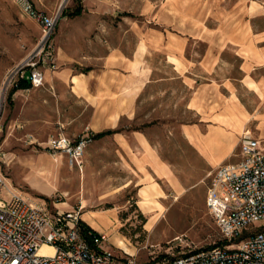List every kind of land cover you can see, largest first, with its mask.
<instances>
[{
	"label": "rangeland",
	"instance_id": "obj_1",
	"mask_svg": "<svg viewBox=\"0 0 264 264\" xmlns=\"http://www.w3.org/2000/svg\"><path fill=\"white\" fill-rule=\"evenodd\" d=\"M33 1L60 16L59 67L42 87L1 95L5 72L41 31L14 0H0V172L7 182L47 213L80 207L82 221L108 236L102 247L135 264H151L169 247L177 256L220 244L205 205L213 168L186 134L240 125L264 142V0ZM77 6L81 14L68 16ZM113 51L128 68L113 62ZM87 67L89 79L81 76ZM105 68L126 77L122 113L114 133L94 139L82 168L71 169L49 154L46 139L108 130L94 98ZM137 136L156 166L138 162Z\"/></svg>",
	"mask_w": 264,
	"mask_h": 264
},
{
	"label": "built area",
	"instance_id": "obj_2",
	"mask_svg": "<svg viewBox=\"0 0 264 264\" xmlns=\"http://www.w3.org/2000/svg\"><path fill=\"white\" fill-rule=\"evenodd\" d=\"M14 1L41 32L33 49L5 72L1 95L7 98L23 83L42 87L44 72L57 69L59 14L37 9L31 0ZM94 139L91 130L74 137L59 133L46 140L45 149L70 168L81 169ZM239 147L241 159L216 169L206 191L205 205L223 243L177 256L170 250L169 264H264V142L244 131ZM7 181L0 172V264H135L102 247L108 242L105 233L84 231L80 207L47 213ZM42 247L51 252H41Z\"/></svg>",
	"mask_w": 264,
	"mask_h": 264
},
{
	"label": "crops",
	"instance_id": "obj_3",
	"mask_svg": "<svg viewBox=\"0 0 264 264\" xmlns=\"http://www.w3.org/2000/svg\"><path fill=\"white\" fill-rule=\"evenodd\" d=\"M31 1L34 3L33 0ZM55 51H56V63L58 69L59 51L58 48H56V45H55ZM119 54H120L119 52L113 51L110 58L117 66L121 67L120 68L121 70L128 68V66L127 67L125 66L126 61H124V59H121ZM111 59H108L106 61V64H108L109 60ZM57 69L55 71L44 72L45 83L48 81L49 78H52V76L57 71ZM121 70H110L109 68L108 69L105 68L103 70V73L98 75L96 81L98 91H100L99 93H101L100 97L97 96L94 97L96 104H98L96 112H97V116H100L101 119H103V122H105L104 123L105 125H103V127L108 128V130H110V127L113 128L116 125L119 115L122 113V109H121L122 102L120 96H122L121 94L124 93V89H125L124 82H126V77H124V73H122ZM90 72L91 69L87 67L81 72V76L89 79V77L93 76V73L90 74ZM111 76L113 78H110ZM83 77H78V80L84 81ZM30 89H36V88H28V90ZM20 91H26V90L17 89L14 91L12 95H14L15 93L17 94ZM95 127L98 128L97 125ZM241 127L242 126L240 125L230 126L229 128L227 127L223 128L222 126H220L222 131L213 130L210 132L208 131L206 133L196 131L193 128V130L189 134H186L187 142L192 147H194L195 150L198 152V154L213 168V170L209 172L207 175L208 184L210 181V176L216 171V169H218L220 166L223 165L236 163L241 159L239 137L238 139L236 138V134L237 135L241 134V129H242ZM231 128L234 131H231L230 130ZM68 137H73V136H68ZM137 141H138L137 148L138 151L141 153V157L138 162H140L141 165L144 167L150 164L156 166L158 161L156 155L153 153V150L149 147V145L145 143V140L143 138L137 136ZM233 158H235L236 160L232 161L231 159ZM159 169L161 172L164 173L162 175L164 176L169 175V171L166 168L162 167V165L159 166Z\"/></svg>",
	"mask_w": 264,
	"mask_h": 264
},
{
	"label": "trees",
	"instance_id": "obj_4",
	"mask_svg": "<svg viewBox=\"0 0 264 264\" xmlns=\"http://www.w3.org/2000/svg\"><path fill=\"white\" fill-rule=\"evenodd\" d=\"M81 12H82V7L81 6H77L74 11H72L71 13L68 14V16H70V17L79 16L81 14ZM26 88H29V85L27 83L21 84L18 88L13 89L10 92V94L8 96V99H11V96L14 93L15 90H17V89H26ZM112 133H114L113 130H106V131H103V132H99V133L95 134V139H99V138H101V137H103L105 135H109V134H112ZM80 224L83 227L84 231L92 229L88 225H86L82 220L80 221ZM221 243H223V242H221ZM170 250H171L170 247L164 249L162 251V253L158 257L152 258L151 264H169L167 262V260H168L167 258H169V255L167 254V252H169Z\"/></svg>",
	"mask_w": 264,
	"mask_h": 264
},
{
	"label": "bare ground",
	"instance_id": "obj_5",
	"mask_svg": "<svg viewBox=\"0 0 264 264\" xmlns=\"http://www.w3.org/2000/svg\"><path fill=\"white\" fill-rule=\"evenodd\" d=\"M44 248H45V249H44ZM41 251H42V252H44V251H50V248H48V247H42Z\"/></svg>",
	"mask_w": 264,
	"mask_h": 264
}]
</instances>
